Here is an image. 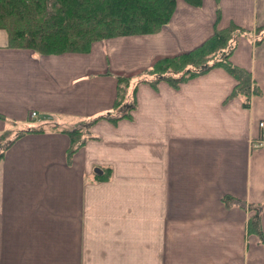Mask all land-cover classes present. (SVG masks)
Segmentation results:
<instances>
[{
	"label": "crops",
	"instance_id": "obj_1",
	"mask_svg": "<svg viewBox=\"0 0 264 264\" xmlns=\"http://www.w3.org/2000/svg\"><path fill=\"white\" fill-rule=\"evenodd\" d=\"M231 24L248 31L231 61L254 81L250 108L215 68L177 89L142 82L131 119L85 128L123 114L119 77L133 86ZM263 26L264 0H178L159 32L85 53L13 47L0 29V138L45 129L0 161V264H264ZM78 128L86 142L70 154L64 131Z\"/></svg>",
	"mask_w": 264,
	"mask_h": 264
},
{
	"label": "trees",
	"instance_id": "obj_2",
	"mask_svg": "<svg viewBox=\"0 0 264 264\" xmlns=\"http://www.w3.org/2000/svg\"><path fill=\"white\" fill-rule=\"evenodd\" d=\"M178 0H0V29L9 36L10 46L34 50L40 54L67 52L85 53L93 43L124 36L147 35L166 26L175 11ZM200 6L203 0H184ZM219 18V17H218ZM264 29V26L263 28ZM247 31L231 24L217 29L212 37L198 48L172 58H163L146 70L132 86L131 80L119 77L115 110H124L120 117L101 116L89 122L91 128L101 119L116 123L131 119L136 109L137 86L142 82L153 85L160 81L178 88L193 78L215 68H223L237 82L231 97L244 98V107L250 108L252 95L258 91L251 75L235 66L231 57L236 39ZM84 129V128H83ZM64 131L71 138L69 153L86 140L84 130ZM44 127L5 133L0 138V161L15 140L27 132H42ZM109 179V173L97 175ZM250 220V230L262 237L259 210Z\"/></svg>",
	"mask_w": 264,
	"mask_h": 264
},
{
	"label": "built area",
	"instance_id": "obj_3",
	"mask_svg": "<svg viewBox=\"0 0 264 264\" xmlns=\"http://www.w3.org/2000/svg\"><path fill=\"white\" fill-rule=\"evenodd\" d=\"M36 115H37V114H36L35 112H33L32 115H31V117H32V118H35ZM261 126L263 127V126H264V123H261ZM261 145H262V143H259V144H257L256 146L259 147V146H261Z\"/></svg>",
	"mask_w": 264,
	"mask_h": 264
},
{
	"label": "rangeland",
	"instance_id": "obj_4",
	"mask_svg": "<svg viewBox=\"0 0 264 264\" xmlns=\"http://www.w3.org/2000/svg\"><path fill=\"white\" fill-rule=\"evenodd\" d=\"M246 33H248V31L246 32ZM254 86V81H253V85H252V87Z\"/></svg>",
	"mask_w": 264,
	"mask_h": 264
}]
</instances>
